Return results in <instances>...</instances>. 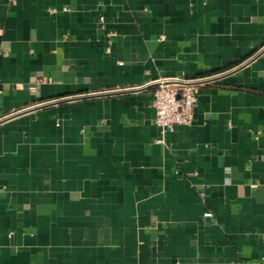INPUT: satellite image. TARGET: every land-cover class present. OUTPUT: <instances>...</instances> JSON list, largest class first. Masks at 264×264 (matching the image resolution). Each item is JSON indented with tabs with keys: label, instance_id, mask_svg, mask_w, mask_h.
Segmentation results:
<instances>
[{
	"label": "crops",
	"instance_id": "crops-1",
	"mask_svg": "<svg viewBox=\"0 0 264 264\" xmlns=\"http://www.w3.org/2000/svg\"><path fill=\"white\" fill-rule=\"evenodd\" d=\"M6 114L0 264H264V0H0Z\"/></svg>",
	"mask_w": 264,
	"mask_h": 264
},
{
	"label": "built area",
	"instance_id": "built-area-1",
	"mask_svg": "<svg viewBox=\"0 0 264 264\" xmlns=\"http://www.w3.org/2000/svg\"><path fill=\"white\" fill-rule=\"evenodd\" d=\"M63 9H68V7H63ZM51 10H55V8H51ZM213 76H160L144 85L145 87L151 84L150 86L153 87L154 123L160 132V136L155 138L156 141L163 142L166 134L172 131L176 124L189 125L192 122L198 86L212 79ZM10 115H0V121ZM203 214L210 216L211 211L206 210Z\"/></svg>",
	"mask_w": 264,
	"mask_h": 264
},
{
	"label": "water",
	"instance_id": "water-1",
	"mask_svg": "<svg viewBox=\"0 0 264 264\" xmlns=\"http://www.w3.org/2000/svg\"><path fill=\"white\" fill-rule=\"evenodd\" d=\"M151 84H149V85H146L145 87H148V86H150Z\"/></svg>",
	"mask_w": 264,
	"mask_h": 264
}]
</instances>
